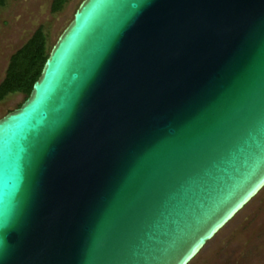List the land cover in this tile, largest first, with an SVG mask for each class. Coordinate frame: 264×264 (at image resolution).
Here are the masks:
<instances>
[{
    "label": "water",
    "instance_id": "1",
    "mask_svg": "<svg viewBox=\"0 0 264 264\" xmlns=\"http://www.w3.org/2000/svg\"><path fill=\"white\" fill-rule=\"evenodd\" d=\"M264 186V0H80L0 116V264H187Z\"/></svg>",
    "mask_w": 264,
    "mask_h": 264
},
{
    "label": "rangeland",
    "instance_id": "2",
    "mask_svg": "<svg viewBox=\"0 0 264 264\" xmlns=\"http://www.w3.org/2000/svg\"><path fill=\"white\" fill-rule=\"evenodd\" d=\"M51 0H4L0 6V80L9 55L41 26L47 49L71 18L80 0H67L50 12ZM22 93L0 100V116L15 107ZM187 264H264V186L208 240Z\"/></svg>",
    "mask_w": 264,
    "mask_h": 264
},
{
    "label": "trees",
    "instance_id": "3",
    "mask_svg": "<svg viewBox=\"0 0 264 264\" xmlns=\"http://www.w3.org/2000/svg\"><path fill=\"white\" fill-rule=\"evenodd\" d=\"M66 1L51 0L50 12L60 10ZM3 3L4 0H0V6ZM48 50L45 33L41 26H37L30 36L9 55L4 75L0 80V100L7 94L19 92L23 94V97L15 107L19 106L27 96L32 82L38 76Z\"/></svg>",
    "mask_w": 264,
    "mask_h": 264
}]
</instances>
